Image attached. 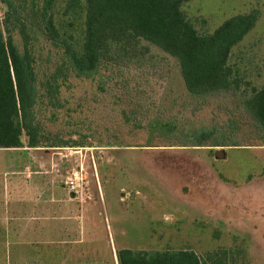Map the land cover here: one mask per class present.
Returning <instances> with one entry per match:
<instances>
[{"label":"rangeland","instance_id":"obj_1","mask_svg":"<svg viewBox=\"0 0 264 264\" xmlns=\"http://www.w3.org/2000/svg\"><path fill=\"white\" fill-rule=\"evenodd\" d=\"M67 3L57 0L55 23L81 41L84 12ZM181 10L199 34L258 14L228 58L238 84L192 95L177 59L144 40L113 49L95 78L70 76L61 107L44 104L42 117L45 145L68 146L31 148L23 136L22 147L0 148V264H119L121 248L264 264V128L245 109L264 87V0H189ZM3 14L0 3V27ZM58 63L38 31V74ZM200 128L214 133L208 145H181Z\"/></svg>","mask_w":264,"mask_h":264},{"label":"trees","instance_id":"obj_2","mask_svg":"<svg viewBox=\"0 0 264 264\" xmlns=\"http://www.w3.org/2000/svg\"><path fill=\"white\" fill-rule=\"evenodd\" d=\"M187 1L84 0L80 6L79 0H68L71 13L84 12L83 37L75 42L55 23L57 0H0L4 9L0 27V148L22 147L23 136L31 148L68 146L61 145L64 142L45 145L42 123L47 106L61 107L62 84L70 76L95 78L113 49L127 52L142 40L177 59L184 86L192 95L229 91L237 85L228 58L232 48L254 27L258 14L234 15L212 33L199 34L181 10ZM38 31L59 51V63L46 76H40L35 65ZM245 109L264 128V87L252 91ZM150 127L157 128L155 123ZM213 136L212 130L194 129L184 132L180 143L206 146ZM117 259L119 264H201L197 254L187 249L147 252L121 248Z\"/></svg>","mask_w":264,"mask_h":264},{"label":"crops","instance_id":"obj_3","mask_svg":"<svg viewBox=\"0 0 264 264\" xmlns=\"http://www.w3.org/2000/svg\"><path fill=\"white\" fill-rule=\"evenodd\" d=\"M52 157L50 156V161H51ZM11 193L8 194L7 189H4L3 195L1 194V200L2 201H9L8 199L11 198Z\"/></svg>","mask_w":264,"mask_h":264},{"label":"water","instance_id":"obj_4","mask_svg":"<svg viewBox=\"0 0 264 264\" xmlns=\"http://www.w3.org/2000/svg\"><path fill=\"white\" fill-rule=\"evenodd\" d=\"M29 264H34V262H30Z\"/></svg>","mask_w":264,"mask_h":264}]
</instances>
